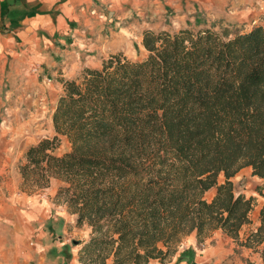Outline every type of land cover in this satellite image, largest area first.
I'll use <instances>...</instances> for the list:
<instances>
[{
  "label": "trees",
  "instance_id": "1",
  "mask_svg": "<svg viewBox=\"0 0 264 264\" xmlns=\"http://www.w3.org/2000/svg\"><path fill=\"white\" fill-rule=\"evenodd\" d=\"M215 28L146 30L145 59L118 53L60 80L55 135L26 150L20 187L60 182L57 201L91 230L73 242L79 264H165L216 231L262 247L264 264V206L240 242L256 199L232 181L247 167L264 179V26L232 38ZM62 137L71 151L58 156Z\"/></svg>",
  "mask_w": 264,
  "mask_h": 264
},
{
  "label": "crops",
  "instance_id": "2",
  "mask_svg": "<svg viewBox=\"0 0 264 264\" xmlns=\"http://www.w3.org/2000/svg\"><path fill=\"white\" fill-rule=\"evenodd\" d=\"M258 1L0 0V53H11L14 58L12 61L18 57L19 66L10 73L14 79L29 78L33 81L37 79L32 73L35 64L51 71L52 67L65 63L64 59L69 54L75 53L74 65L80 62L85 67H91L89 65L95 61V26L106 23L112 25L113 20L110 21V18L117 20L116 25H120V21L122 23L135 18L136 27L141 31L139 45L143 47L142 36L146 30L171 31L174 26L194 27L196 24L200 29L216 18L223 19V24L252 26L261 16ZM191 21L199 23L190 24ZM73 49L76 51L71 52ZM0 63L3 64V60ZM3 65L4 74L7 62ZM60 70L61 67L58 72ZM0 78L1 82L5 81V76ZM25 104L30 117L23 124L18 114L14 120L9 116V121L4 118L0 122L2 126L10 124L0 134V175L6 170L4 165L14 160L16 146L21 141L20 135L34 127L33 118L36 114L46 111L44 103L35 106V101L29 100ZM3 105L0 101V113ZM13 130L18 132L13 134ZM28 139L27 137L26 140ZM27 144H23L24 152L28 148ZM246 169L252 171L250 167ZM9 173H12L10 169ZM252 178L253 181L257 179L264 183V179L256 176ZM20 181L18 179L17 186L11 189L0 186V264H61V260L65 261L62 259L65 253L62 246L52 248L51 239L54 232L66 235L76 229V216L69 213L64 204H58L54 210L43 196L32 198L21 194ZM232 181L235 185L234 178ZM223 182L224 180H220V183ZM259 190L264 194V189ZM216 192L215 188L211 189L205 194V198L212 201ZM240 193L246 194L245 191L237 194ZM248 197H254L256 202L250 213V223L240 231V242H246L250 233L261 225L264 197L257 189L251 191ZM80 241L85 242L87 239ZM204 243L206 249H199L196 235L189 236L169 264H263L262 247L247 248L222 231H216ZM79 248L80 246L76 247L77 251L72 250L74 263L78 262ZM187 250L189 253H186ZM183 253L185 254L181 260Z\"/></svg>",
  "mask_w": 264,
  "mask_h": 264
},
{
  "label": "rangeland",
  "instance_id": "3",
  "mask_svg": "<svg viewBox=\"0 0 264 264\" xmlns=\"http://www.w3.org/2000/svg\"><path fill=\"white\" fill-rule=\"evenodd\" d=\"M257 6L258 10L261 11V16L258 19V22L252 26H237L229 23L223 24L225 23L223 19L216 18L214 21H211V23L207 24L206 27L202 28H209L213 27L214 25L216 26V32L220 34L228 33L230 35V38L234 37L237 34H245L252 31L257 26H264V0H259ZM111 20H113L112 25L106 23L95 26V61H93V63L89 65L91 67L88 68H100L102 66L103 60L108 59L111 55H115L118 53L124 54L125 57L132 61H141L148 56V52L139 45L138 37L141 31L136 27L137 20H135V18L127 19V21H124L122 23L120 21V25H116V19L110 18V21ZM197 21H191L192 23L190 24H196ZM199 22L201 23L202 20H200ZM183 28H188L194 32H197L199 29V27H197V24L194 27L183 26L182 28H179L178 26H174L173 29L171 31L169 30L168 32H170L171 34H175ZM72 51L76 50L73 49L71 50V52ZM74 56L75 53L69 54L68 56H66V59H64L65 63H62L61 66L56 65L55 67H52L51 71L50 69H46L45 66L35 64L32 67V73L37 76V79L32 81L29 78L14 79V77L11 76L10 73L12 72L13 68L19 66L18 57L15 58L16 60L12 61L14 58L11 53H6V51L4 52V54L0 53V61L3 60V64L7 62V65L5 66L7 70L4 74L2 71L4 65L0 63V77L5 76V81L1 82L0 80V101L4 104L0 113V122L1 120H4V118L8 120L9 116L14 120L17 114L22 121L21 124H23V121H27L30 117V113L28 110L26 111L25 103L29 100L30 102L35 101V106H40L44 103L43 105L44 107H46L45 113L36 114L33 118L34 127L30 128L29 131H27V133H25L24 135L23 133L22 135H20L19 138L21 141L16 146V150L14 152V160H12L10 164L8 162L6 165H4V168L6 170L4 172H1L0 186L10 187L11 189L17 186L18 179H20V182H22V176L20 174L19 166L25 162L24 154L26 151L24 152L23 149V144L25 142L28 143L27 146L29 148L30 146L37 144L39 141L45 138H52L55 135L53 127V114L57 107L60 96L63 95V86H61L62 84L60 80L77 79L80 76L82 70L84 68H87L80 62H78V65H74L76 62ZM37 65H40V70L34 73L33 69ZM72 65H74V67H72ZM59 67H61L60 72H58ZM62 69L64 70V72ZM60 75H65V77H61ZM6 109H8V112ZM6 125L10 124L6 123L2 126L0 123V134L3 129L7 130ZM11 132L15 134L18 131L13 130ZM27 137L29 138L28 140H26ZM22 141L24 142L22 143ZM70 151V142L67 138L62 137L59 148L57 149L55 154L58 156H62L66 153H69ZM9 169L12 173H9ZM251 172L252 171H247V169L244 168L234 177V186L236 193L245 191V196L247 198H250L248 197V195H250L251 191H253L254 189H257L260 194L261 191L259 189H264V183L262 181H258L257 179L253 181L254 179L252 178ZM220 180H224L223 175L220 176ZM60 185L61 184L59 181L52 180L51 185L48 189L29 195L21 191L20 183L19 192L27 197L32 198L43 196V199H45L46 202L49 201L52 204V208H54L55 210V208L58 207V204H63L56 199V194ZM54 233L55 235L52 236L51 239V244L53 245L52 248L55 249L62 246V249L65 253L64 258H62L65 261L63 262L61 260V264H79V262L74 263L72 260V250L76 249V247L73 246V242L80 241L82 239H87L88 241L90 239L91 230L87 227H83L81 229L76 227V229L71 230L66 235H61V232L59 231ZM199 246V249H206L205 243ZM171 260L172 259H170L165 264L171 263ZM153 264L162 263H160L159 261H155Z\"/></svg>",
  "mask_w": 264,
  "mask_h": 264
},
{
  "label": "built area",
  "instance_id": "4",
  "mask_svg": "<svg viewBox=\"0 0 264 264\" xmlns=\"http://www.w3.org/2000/svg\"><path fill=\"white\" fill-rule=\"evenodd\" d=\"M38 70H40V65L35 66L33 69V72L36 73V72H38Z\"/></svg>",
  "mask_w": 264,
  "mask_h": 264
}]
</instances>
